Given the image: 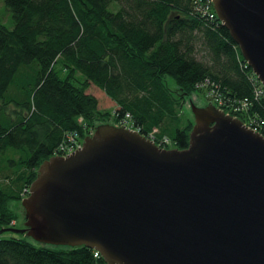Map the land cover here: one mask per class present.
Here are the masks:
<instances>
[{
    "label": "trees",
    "instance_id": "1",
    "mask_svg": "<svg viewBox=\"0 0 264 264\" xmlns=\"http://www.w3.org/2000/svg\"><path fill=\"white\" fill-rule=\"evenodd\" d=\"M3 4L11 26L0 20V264H107L87 247L14 236L11 225L17 220L11 205L27 197L40 165L62 156L70 137L83 141L97 123L118 126L128 115L140 135L156 131V144L166 138L185 149L193 128L185 97L203 94L264 137V89L210 0ZM91 85L114 112L98 109L86 93Z\"/></svg>",
    "mask_w": 264,
    "mask_h": 264
},
{
    "label": "water",
    "instance_id": "2",
    "mask_svg": "<svg viewBox=\"0 0 264 264\" xmlns=\"http://www.w3.org/2000/svg\"><path fill=\"white\" fill-rule=\"evenodd\" d=\"M212 5L264 87V0ZM191 114L185 149L97 125L40 165L13 233L107 264H264V137L212 103Z\"/></svg>",
    "mask_w": 264,
    "mask_h": 264
},
{
    "label": "rangeland",
    "instance_id": "3",
    "mask_svg": "<svg viewBox=\"0 0 264 264\" xmlns=\"http://www.w3.org/2000/svg\"><path fill=\"white\" fill-rule=\"evenodd\" d=\"M0 20L7 27L11 26L10 14H9V12L6 11L5 6L3 4V0H0ZM167 85H168L170 91L175 96H181L182 95V93L179 91V89L171 81L168 80ZM86 93L90 94V95H93L97 99V101H98V109L99 110L114 112V110L116 108L115 104L101 90H99L95 86L91 85L86 90ZM209 102H210V100L207 99L203 94H200V95L199 94H197V95L196 94H192V95H190L188 97H185L184 112L192 120L193 125H194V121H193L192 114H191V105H193L195 107H204V106L208 105ZM100 124H113V122L109 121V122H104V123H97L96 126L100 125ZM165 149L170 150V149H177V148H175L174 146H168ZM11 207H12L13 211L15 212V214L17 215V220L15 222H13L11 225H14L15 229L21 230V229L24 228V223H25L24 210H23V208L21 207L20 204H12ZM10 234H12V233H10ZM8 235H9V233L5 234V236H8ZM20 235L21 234H15L14 233V236H20Z\"/></svg>",
    "mask_w": 264,
    "mask_h": 264
},
{
    "label": "built area",
    "instance_id": "4",
    "mask_svg": "<svg viewBox=\"0 0 264 264\" xmlns=\"http://www.w3.org/2000/svg\"><path fill=\"white\" fill-rule=\"evenodd\" d=\"M212 2H213V0H210L211 5H212ZM215 16H216V15H215ZM213 17H214L213 14L210 15V18H213ZM261 86H262V85H261ZM262 88H263V86H262ZM263 89H264V88H263ZM261 94H262V90H259V89H258V90H257V96H260ZM129 118H130V117L127 115V116H126V119L120 124V126L138 132V130H136L135 128H133L132 124H131L130 122H128V121H129ZM127 120H128V121H127ZM247 127H248L249 129H252V130L255 131V132H258L257 128H255V127H250V126H247ZM155 132H156V131H153L152 133H150V134L148 135V137H145V138L155 143V138H154V133H155ZM138 133H139V132H138ZM258 133H259V132H258ZM68 140H69V144L63 145V146L61 147V155H62L61 157L69 156V155H71L72 153L76 152V150L81 149V147H82L83 141H77V140H76L75 138H73V137H70ZM156 145H157L159 148H162V149H165V148H167L168 146H171V145H170V141L167 140L166 138L162 139V140L159 142V144H156ZM27 193H28V190H27ZM97 254H99V253L97 252ZM97 254H96V255H97Z\"/></svg>",
    "mask_w": 264,
    "mask_h": 264
}]
</instances>
